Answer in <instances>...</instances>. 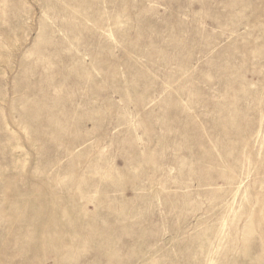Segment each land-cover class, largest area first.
<instances>
[{
    "label": "rangeland",
    "instance_id": "rangeland-1",
    "mask_svg": "<svg viewBox=\"0 0 264 264\" xmlns=\"http://www.w3.org/2000/svg\"><path fill=\"white\" fill-rule=\"evenodd\" d=\"M0 264H264V0H0Z\"/></svg>",
    "mask_w": 264,
    "mask_h": 264
}]
</instances>
